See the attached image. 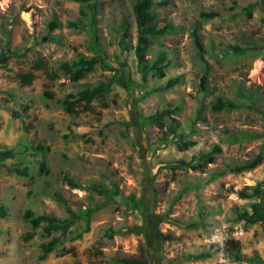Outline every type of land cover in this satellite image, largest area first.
<instances>
[{
	"label": "rangeland",
	"instance_id": "374dc122",
	"mask_svg": "<svg viewBox=\"0 0 264 264\" xmlns=\"http://www.w3.org/2000/svg\"><path fill=\"white\" fill-rule=\"evenodd\" d=\"M249 5L254 6L251 18L242 11ZM154 9L160 26L171 23L179 30L157 38L149 58L166 50L172 65L167 75L180 77L182 83L167 92L148 94L163 81L150 76L142 83L134 50L124 52L119 46L123 21L135 37L131 0H101L95 31L104 57L120 69L119 81L105 100L73 117L59 102L83 84L113 74L98 67L87 79L73 83L58 71L60 61H71L77 53L94 54L91 33L67 26L80 17L81 4L0 0V47L7 35L19 50V56L0 67V146L20 149L28 144L30 149L21 157L33 171L30 178L0 172V206L9 212L0 217V264H111L115 258L132 264H264V223L235 220L236 208L249 209L252 202L237 192L264 182V163L207 183L213 171L253 159L264 144V0H171ZM203 13L223 17L205 18ZM52 20L60 22V28L49 33ZM195 27L204 44L203 56L191 35ZM243 43L249 45L246 53L233 55L230 47ZM38 60L46 63V70L35 72L31 86L21 84L18 75L31 71ZM240 89L251 100H244ZM217 98L234 102L236 109L212 111ZM167 104L180 106L173 115L182 124L178 135L196 142L188 151H180L171 140L161 143L159 129L147 121ZM214 144L222 153L206 170H174L180 160L190 161ZM38 145L49 150L35 154L32 148ZM19 162L11 159L7 166L14 168ZM42 162L47 163L48 175L40 171ZM66 175L85 186L117 185L121 196H135L139 207L71 189L63 180ZM55 193L76 210L96 204L102 209L82 238L76 237L85 230L80 221L63 237L64 243L40 261V244L52 238L39 232L25 241L30 228L23 215L33 209L66 218ZM110 229L115 230L111 239ZM228 237L241 242V261L224 251ZM209 250L213 252L209 259H189Z\"/></svg>",
	"mask_w": 264,
	"mask_h": 264
},
{
	"label": "trees",
	"instance_id": "16d2710c",
	"mask_svg": "<svg viewBox=\"0 0 264 264\" xmlns=\"http://www.w3.org/2000/svg\"><path fill=\"white\" fill-rule=\"evenodd\" d=\"M81 4L80 17L76 20L68 21L67 26L70 29L76 31H88L91 33L92 42L91 50L93 55H86L83 53H77L75 58L71 61L58 62V71H60L67 79L73 83H78L88 78V76L94 73L98 67H101L104 71H109L110 77L104 80H99L94 84H83L81 89L76 94H69L64 100L59 103L63 109L69 115L75 117L79 110H88L94 102L105 100L113 91V87L119 81L120 69L115 66L113 62L107 60L104 57L103 49L101 48V42L96 33V26L99 23V15L101 13V0H71ZM171 0H131V8L136 25L135 37L130 30V24L127 21L122 22V28L124 33L121 35L119 46L124 52H131L134 50L137 57V68L141 75V82L146 83L150 76L162 80L163 82L155 89L148 92V94L154 92H167L182 83L180 77L168 76L167 69L172 66L169 60L168 52L161 50L155 57L149 58L150 50L156 45L155 40L159 37L165 36L171 32H177L178 27H174L171 23L160 26L158 23L159 15L155 11L154 7L157 3L168 4ZM254 6L249 5L242 11L248 17H252V9ZM239 13H236L237 17ZM205 18L223 17L217 14L203 13ZM60 28V22L52 20L48 24V32ZM193 42L197 51L203 56L205 53L204 44L199 34V29L195 27L191 31ZM135 38V42L133 39ZM248 44H239L231 46L230 49L233 55L240 57L246 53ZM19 56V50L12 46L10 38L6 35L2 40V46L0 47V67H4L9 61ZM25 56V54H24ZM48 66L42 60H38L33 66L32 70L26 73L18 75L19 81L25 86H31L35 79L37 71L46 70ZM56 77V74L52 75V79ZM135 83V82H134ZM239 95L244 100H251V98L244 93L243 89L239 90ZM46 96L50 99H54V94L46 92ZM146 95L143 94V99ZM252 103V102H251ZM212 111L219 113L222 111H232L236 109V104L232 101H225L223 98H217L212 103ZM29 109V106H27ZM180 110V106L172 107V104L160 106L157 110L147 117V121L155 125L160 133V142L167 143L171 140L177 144L180 151H188L190 148L196 145L193 140L184 141L183 137L178 135L179 129L182 128V124L173 115ZM169 120V121H167ZM195 131H192L193 134ZM233 138V137H232ZM231 138V139H232ZM177 139V140H175ZM236 138H234V141ZM30 149L28 144H22L20 149L7 148L0 146V172L4 174H16L20 177L30 178L32 176V169L30 163L25 161V158L21 157ZM35 154L38 152L49 150L43 145H38L34 148ZM222 153V149L218 144H214L209 151H202L198 156H193L190 161L180 160L174 166L176 169H190L194 171L206 170L209 164H213L217 156ZM20 160L17 167L11 168L7 166L8 160ZM264 163V144L260 147V152L250 160L241 163L228 164L222 170L213 171L207 183H212L216 179L226 176L228 174H240L255 170ZM40 171L48 175L49 168L46 162H42ZM64 182L71 189L87 190L98 194L104 199H116L117 201H126V203L132 202L136 207H139V202L135 196L130 195L127 199L121 196V192L117 185L114 188H108L103 184H90L88 186L83 185L79 180L72 178L68 175L64 176ZM238 196L243 200H251L248 208H236L235 220L237 222H244L247 225H257L264 223V182H259L255 186H247L237 192ZM54 198L56 202L61 205L67 214L66 218H59L47 213H37L33 209H27L23 215L24 221L29 225L30 231L24 238L25 241L33 240L40 232L43 237L52 238L47 242L40 244V256L39 260L44 261L56 251V249L64 243L63 237H67L71 234L72 228L80 221L85 224V230L78 234L76 237L80 239L84 233L89 232L91 228V220L95 213H97L102 206L96 204L89 206L85 209L76 210L70 204V202L61 194L55 193ZM8 208L5 205L0 206V217H6L8 215ZM126 235L132 230L124 231ZM60 233L59 236H54ZM115 234V230H109L108 237L111 239ZM224 251L237 261L243 259L241 251L242 244L238 239L228 237L224 242ZM213 256L212 250L201 252L199 254L189 256L190 260L199 261L203 259H209ZM111 264H132L129 260L124 258H115Z\"/></svg>",
	"mask_w": 264,
	"mask_h": 264
}]
</instances>
